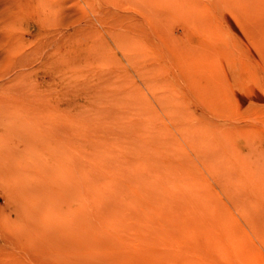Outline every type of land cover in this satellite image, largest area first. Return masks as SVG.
Wrapping results in <instances>:
<instances>
[{
    "label": "rangeland",
    "instance_id": "obj_1",
    "mask_svg": "<svg viewBox=\"0 0 264 264\" xmlns=\"http://www.w3.org/2000/svg\"><path fill=\"white\" fill-rule=\"evenodd\" d=\"M0 264H264V0H0Z\"/></svg>",
    "mask_w": 264,
    "mask_h": 264
},
{
    "label": "bare ground",
    "instance_id": "obj_2",
    "mask_svg": "<svg viewBox=\"0 0 264 264\" xmlns=\"http://www.w3.org/2000/svg\"><path fill=\"white\" fill-rule=\"evenodd\" d=\"M229 162V161H228ZM155 195H153V197H152V195H151V198L153 199V200H155ZM159 197H160V195H159ZM159 200H161L160 198H159ZM159 200H158V198H157V201L155 200V201H153V202H155V203H159ZM220 208V207H219ZM222 218V217H221ZM229 237V236H228Z\"/></svg>",
    "mask_w": 264,
    "mask_h": 264
}]
</instances>
